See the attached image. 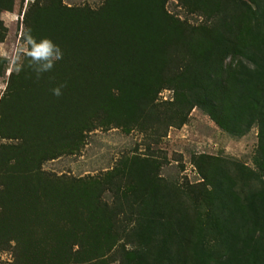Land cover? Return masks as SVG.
<instances>
[{
	"label": "trees",
	"instance_id": "1",
	"mask_svg": "<svg viewBox=\"0 0 264 264\" xmlns=\"http://www.w3.org/2000/svg\"><path fill=\"white\" fill-rule=\"evenodd\" d=\"M15 1L0 0V14L12 12ZM167 1L105 0L95 9L67 6L62 0L28 2L19 38L23 40L27 33L38 40L50 38L63 56L39 79L28 66L29 60L22 57L0 96V137L20 140L0 146V246L17 241L16 264L76 262L71 259L96 235L92 226L98 214L100 178H62L42 170V164L73 152L83 133L97 126L129 131L144 123L148 114L158 110L155 100L163 88L174 91L170 105L177 107V120L197 107L232 137H241L256 126L255 169L220 157L201 156L205 166L195 159L206 187L192 197L186 194L192 200L189 214L178 200L184 191L157 195L152 207L160 206L164 217L156 220L158 214H153L148 228L149 234L160 236L157 259L149 262V252L142 250V254L126 253L123 261L172 264L173 243L181 244L176 237L183 233L188 264H264V21L260 0H238L244 27L250 23L252 27L236 28L235 41L222 31L229 8V1L223 0L218 12H224V18L218 20L214 33L183 54L180 45L186 43L188 29L167 14ZM179 1L192 11H204L205 6L210 10L214 3ZM6 32L0 18V42ZM228 55L235 60L224 63ZM7 63V58L0 57V76ZM60 85L66 86L56 96L52 90ZM159 117L150 124L152 128L166 126L160 127ZM184 120L183 116L180 123ZM143 175L132 178L134 189ZM212 228L217 230L219 244L206 239ZM139 235L146 241L142 232ZM176 255L180 264H187L180 249Z\"/></svg>",
	"mask_w": 264,
	"mask_h": 264
},
{
	"label": "rangeland",
	"instance_id": "2",
	"mask_svg": "<svg viewBox=\"0 0 264 264\" xmlns=\"http://www.w3.org/2000/svg\"><path fill=\"white\" fill-rule=\"evenodd\" d=\"M30 1L33 0H23L22 3L16 0L12 12H1V20L7 32L4 40L0 42V52L8 53V57L3 55L0 57L7 58L8 63L3 67V73L0 76V96L4 93L10 72L17 71L22 59L14 62L10 58L22 42L19 37L23 29V11ZM104 1L62 0L67 6L86 5L91 9L99 7ZM212 1L214 3L210 10H207L208 6H205L204 11L197 8L192 11L187 3L179 0H168L165 4L167 14L176 23L188 29L186 43L180 45L182 54L188 53L192 46H200L201 43L208 41L209 33H214L218 20L224 18V12H218L223 0ZM227 1H229V8L225 13L228 18L227 22H224L222 31L225 37L234 40L236 28L239 30L242 26L244 29H251L252 24L244 27L241 13L238 12V0ZM259 5L263 10L262 21H264V0H260ZM250 6L253 9L257 7L252 3ZM261 31L264 33V25ZM195 41L196 44H194ZM234 60L228 55L224 63ZM244 62L250 65L247 61ZM173 97V89H161L155 100L156 104H159L156 113H159L160 117L155 112L148 114L144 123H140L129 131H124L121 127L97 126L92 131L83 133L80 146L73 149V152L42 164V170L62 178L99 177L101 181L100 187H102L98 195V206H96L98 214L94 217L92 226L96 235H91L94 237L89 238L86 249L81 251L75 259H71L76 261L73 264H125L123 258L126 253L137 251L142 254V250L149 252L147 255L149 262L155 261L158 256L157 240L160 236L149 234L148 228L151 226L152 215L158 214L156 220H159V215L162 214L159 212L160 206L152 207L153 201L157 195L167 194L168 190L175 193V189H179L177 194H181L180 191H184L185 194L181 195L182 199L179 196L178 200L183 202V211L185 209L189 214L188 209L192 205L190 198L202 190L203 186L206 187L195 159L202 161L205 166L203 162L205 159L201 156L220 157V159L242 163L250 169H255L253 157L258 142L256 126H252L241 137H232L197 107L186 112V115H184L185 112L180 114L177 120L175 118L177 107L170 105ZM183 116L185 120L180 123ZM158 117L160 125L166 124L164 128L157 126L152 128L150 125ZM19 141L0 137V146H10ZM11 160L14 159L9 160L13 163L14 161ZM130 169L133 170L131 174H129ZM137 174L144 175L142 182L137 189H134L132 178ZM187 193L191 197H188ZM152 194L149 201L148 198ZM177 216L179 215H175L173 219V226L176 224ZM61 225L63 223L60 222ZM39 230L44 231L42 228ZM210 231L206 234L207 241L212 245L219 244L217 230L212 228ZM141 232L146 241L139 235ZM176 238L181 244L173 243L172 264H180L176 255L179 249L181 259L186 260L188 264L189 252H183L186 244L185 235L181 233ZM18 249L16 240L0 246V264H16ZM216 253L220 254L218 251Z\"/></svg>",
	"mask_w": 264,
	"mask_h": 264
},
{
	"label": "clouds",
	"instance_id": "3",
	"mask_svg": "<svg viewBox=\"0 0 264 264\" xmlns=\"http://www.w3.org/2000/svg\"><path fill=\"white\" fill-rule=\"evenodd\" d=\"M0 55L8 57V53L0 52ZM62 51L50 38L37 39L30 33L24 35L22 42L15 49L10 58L12 61H19L22 57L29 60V67L35 72L39 79L43 73L49 72L54 67L56 61L62 59ZM66 85H60L54 88L53 94L62 95V88Z\"/></svg>",
	"mask_w": 264,
	"mask_h": 264
},
{
	"label": "crops",
	"instance_id": "4",
	"mask_svg": "<svg viewBox=\"0 0 264 264\" xmlns=\"http://www.w3.org/2000/svg\"><path fill=\"white\" fill-rule=\"evenodd\" d=\"M0 18H1V14H0Z\"/></svg>",
	"mask_w": 264,
	"mask_h": 264
}]
</instances>
